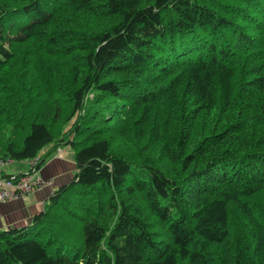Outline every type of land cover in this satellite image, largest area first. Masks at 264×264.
Segmentation results:
<instances>
[{
  "label": "trees",
  "instance_id": "16d2710c",
  "mask_svg": "<svg viewBox=\"0 0 264 264\" xmlns=\"http://www.w3.org/2000/svg\"><path fill=\"white\" fill-rule=\"evenodd\" d=\"M0 89V158L77 168L0 264H264V0H0Z\"/></svg>",
  "mask_w": 264,
  "mask_h": 264
},
{
  "label": "crops",
  "instance_id": "0c3cea01",
  "mask_svg": "<svg viewBox=\"0 0 264 264\" xmlns=\"http://www.w3.org/2000/svg\"><path fill=\"white\" fill-rule=\"evenodd\" d=\"M55 152L54 147L50 145L39 155L46 158L39 173L47 182L44 186L29 194L24 200L0 203V230L22 228L30 224L34 215L44 209L50 195L57 188L68 185L73 180L77 171L73 149L66 146L58 157L55 156ZM29 169V161H8L1 168L6 175L21 174Z\"/></svg>",
  "mask_w": 264,
  "mask_h": 264
},
{
  "label": "built area",
  "instance_id": "2783aa9c",
  "mask_svg": "<svg viewBox=\"0 0 264 264\" xmlns=\"http://www.w3.org/2000/svg\"><path fill=\"white\" fill-rule=\"evenodd\" d=\"M62 150L59 148L58 154ZM38 158L29 160L30 169L21 174L6 175L1 170L5 161L0 158V203L12 200H24L29 194L44 186L47 182L36 169Z\"/></svg>",
  "mask_w": 264,
  "mask_h": 264
},
{
  "label": "rangeland",
  "instance_id": "374dc122",
  "mask_svg": "<svg viewBox=\"0 0 264 264\" xmlns=\"http://www.w3.org/2000/svg\"><path fill=\"white\" fill-rule=\"evenodd\" d=\"M26 62V60H25ZM37 65V64H35ZM32 68V67H31ZM0 94H1V89H0ZM8 121L5 120V122L3 123V126L1 128V131H0V139L2 141L3 144H5L4 142H6L8 140V137H6V131H7V124ZM9 132V131H8ZM126 147H129L128 144H125L123 146H119L120 149H125ZM58 150H56L55 152V156L58 157L60 154H58ZM61 150L63 151V149L61 148ZM9 160L5 161V165L8 163ZM69 197V196H67ZM65 199H71L73 200V198H63V201L61 202V206L62 207H65L67 208L69 211H74V207L70 204L71 200L70 201H67ZM78 213V212H77ZM70 227V226H69ZM81 241V235H80V231H79V225L78 224H74L73 226V229L71 230V232H69L68 234H63V238H61L58 242H56V244H54V246L58 245V244H62V243H66L68 245H80Z\"/></svg>",
  "mask_w": 264,
  "mask_h": 264
},
{
  "label": "bare ground",
  "instance_id": "6f19581e",
  "mask_svg": "<svg viewBox=\"0 0 264 264\" xmlns=\"http://www.w3.org/2000/svg\"><path fill=\"white\" fill-rule=\"evenodd\" d=\"M234 181H235V180H234ZM239 181H240V180H239ZM232 182H233V181H232ZM242 182H243V181H242ZM245 183H246V182H245ZM245 183H244V184H245ZM238 185H239V184H238ZM246 185H247V184H246ZM236 186H237V185H236ZM242 187H243V186H242ZM232 188H233V187H232ZM243 188H244V187H243ZM240 190H241V189H240ZM245 190H246V189H245ZM232 191H234V190H232ZM243 191H244V190H243ZM243 191H242V192H243ZM238 192H239V191H238ZM235 194H236V191H235Z\"/></svg>",
  "mask_w": 264,
  "mask_h": 264
}]
</instances>
